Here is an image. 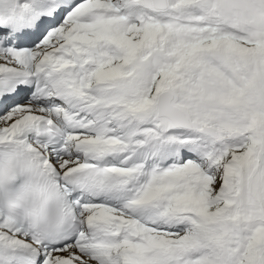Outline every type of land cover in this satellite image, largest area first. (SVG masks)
<instances>
[{
	"label": "snow or ice",
	"instance_id": "1",
	"mask_svg": "<svg viewBox=\"0 0 264 264\" xmlns=\"http://www.w3.org/2000/svg\"><path fill=\"white\" fill-rule=\"evenodd\" d=\"M0 264H264V0H0Z\"/></svg>",
	"mask_w": 264,
	"mask_h": 264
}]
</instances>
